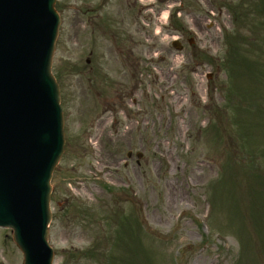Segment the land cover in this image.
<instances>
[{
	"label": "rangeland",
	"instance_id": "1",
	"mask_svg": "<svg viewBox=\"0 0 264 264\" xmlns=\"http://www.w3.org/2000/svg\"><path fill=\"white\" fill-rule=\"evenodd\" d=\"M246 1L186 0L183 51L164 18L176 1L151 0L156 19L139 31L126 0L94 12L56 1L66 145L51 181L54 264H264V44L241 32L263 71L233 78L224 44ZM0 264H23L8 230Z\"/></svg>",
	"mask_w": 264,
	"mask_h": 264
},
{
	"label": "water",
	"instance_id": "2",
	"mask_svg": "<svg viewBox=\"0 0 264 264\" xmlns=\"http://www.w3.org/2000/svg\"><path fill=\"white\" fill-rule=\"evenodd\" d=\"M55 0H0V227L24 264H52L47 226L52 173L64 147L51 75Z\"/></svg>",
	"mask_w": 264,
	"mask_h": 264
},
{
	"label": "trees",
	"instance_id": "3",
	"mask_svg": "<svg viewBox=\"0 0 264 264\" xmlns=\"http://www.w3.org/2000/svg\"><path fill=\"white\" fill-rule=\"evenodd\" d=\"M234 8L235 9H230V12L233 16V21L236 26V29L234 30V32H232V34L225 35V45L227 48V54H229L230 58L231 57L233 58V59H229L230 63L236 64V68L238 69H234L232 72H230V76L231 78L237 76L239 72L238 70L242 69L251 77L254 74V72L259 71L263 66L259 62L250 63L247 60L246 55L240 53L242 52L243 44L241 43V41H239V39L242 36L241 32L248 29L253 33V35H251L253 36L251 38L252 47H257L255 44H258L260 40L261 43L264 44V38L261 39L262 37H264V34H261V32L264 31V23L256 19V17H263L264 15V0H252L251 2L248 3L244 2L237 5ZM256 21L259 22L255 23ZM262 71L263 70L261 69V72ZM234 97H235L234 92H231L230 95L228 96L230 103L232 102ZM242 151L243 153L247 152L248 158L254 159L255 153L254 152L253 154L249 153L247 151L246 146H243ZM92 259H96V258L92 257Z\"/></svg>",
	"mask_w": 264,
	"mask_h": 264
},
{
	"label": "flooded vegetation",
	"instance_id": "4",
	"mask_svg": "<svg viewBox=\"0 0 264 264\" xmlns=\"http://www.w3.org/2000/svg\"><path fill=\"white\" fill-rule=\"evenodd\" d=\"M109 0H81V4L84 7H87L88 10L90 9H96V8H103ZM111 1V0H110ZM129 7L133 8L134 10L138 9L137 16H135V24L136 30L139 31L140 27L138 26V23H140V20L146 21L148 23L153 24L155 20V10L150 9V5L146 4L145 2L147 0H126ZM180 2L181 6L184 5L183 0H177ZM77 4V2H73ZM99 9L96 10L98 12ZM150 11H152V14L150 15ZM89 12H94L93 10H90Z\"/></svg>",
	"mask_w": 264,
	"mask_h": 264
}]
</instances>
